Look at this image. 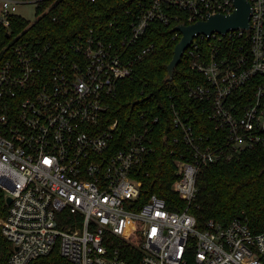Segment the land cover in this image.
Listing matches in <instances>:
<instances>
[{"label":"built area","instance_id":"2783aa9c","mask_svg":"<svg viewBox=\"0 0 264 264\" xmlns=\"http://www.w3.org/2000/svg\"><path fill=\"white\" fill-rule=\"evenodd\" d=\"M45 1L0 0V232L11 246L5 264H45L57 247V264H264V230H253L247 217L209 219L198 228L190 210L203 166L264 142V0H249V27L201 33L184 51L199 75L188 94L203 101L218 134L197 135L174 110L186 144L172 183L186 203L180 210L157 194L141 204L138 168L155 150L159 117L118 137V121L107 120L111 99L152 49L139 40L153 22L174 29L229 14L234 0H150L129 33L90 28L60 53L30 35L59 0ZM22 7H32L34 17ZM174 31L173 38L182 36Z\"/></svg>","mask_w":264,"mask_h":264},{"label":"trees","instance_id":"16d2710c","mask_svg":"<svg viewBox=\"0 0 264 264\" xmlns=\"http://www.w3.org/2000/svg\"><path fill=\"white\" fill-rule=\"evenodd\" d=\"M52 0H46L42 6ZM150 0H59L46 15L30 29V35L52 43L55 53L69 50L70 44L82 32L94 28L106 35L129 33L132 22ZM28 24L23 20L22 25ZM29 33V31H28ZM173 25L153 22L139 40L140 45L153 47L138 61L132 77L119 82L118 92L111 99L107 120L118 121V137H126L145 126L146 118L159 120L154 124L155 150L139 166L138 178L143 181L142 200L157 194L169 207L184 209L186 203L172 189L177 177L175 159L186 144L182 129L173 123L174 110L192 124L197 135L213 139L218 134L203 101L189 96V83L199 76L191 68L187 51L167 79L168 64L173 58L181 35L173 38ZM144 115V117H142ZM264 136V133H263ZM197 197L190 210L203 228L209 219L222 224L242 214L253 230H264V142L230 160L203 166L197 177ZM175 204L179 207H175ZM183 206V208H182ZM11 246L0 232V264H5ZM57 247L43 257L45 264L61 263Z\"/></svg>","mask_w":264,"mask_h":264},{"label":"water","instance_id":"95a60500","mask_svg":"<svg viewBox=\"0 0 264 264\" xmlns=\"http://www.w3.org/2000/svg\"><path fill=\"white\" fill-rule=\"evenodd\" d=\"M234 2L236 8L229 14H211L205 20H199L191 24H178L174 27V30L182 33V36L176 44L173 58L168 64L167 79L169 81L172 80L175 67L181 62L184 51L195 36L201 33L211 35L214 32L224 34L229 30L249 27L251 2L249 0H234Z\"/></svg>","mask_w":264,"mask_h":264},{"label":"rangeland","instance_id":"374dc122","mask_svg":"<svg viewBox=\"0 0 264 264\" xmlns=\"http://www.w3.org/2000/svg\"><path fill=\"white\" fill-rule=\"evenodd\" d=\"M20 12H22L23 14H25L29 18L34 17V11H33L32 7H28V8L22 7V8H20Z\"/></svg>","mask_w":264,"mask_h":264}]
</instances>
